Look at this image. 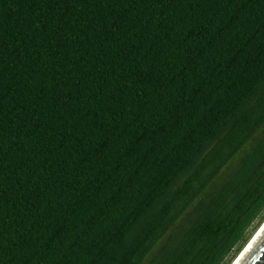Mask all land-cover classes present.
<instances>
[{
  "label": "trees",
  "instance_id": "trees-1",
  "mask_svg": "<svg viewBox=\"0 0 264 264\" xmlns=\"http://www.w3.org/2000/svg\"><path fill=\"white\" fill-rule=\"evenodd\" d=\"M263 222L264 0H0V264H232Z\"/></svg>",
  "mask_w": 264,
  "mask_h": 264
},
{
  "label": "water",
  "instance_id": "water-1",
  "mask_svg": "<svg viewBox=\"0 0 264 264\" xmlns=\"http://www.w3.org/2000/svg\"><path fill=\"white\" fill-rule=\"evenodd\" d=\"M264 223V222H263ZM264 225V224H263ZM261 225V226H263ZM260 226V227H261ZM259 227V228H260ZM256 234V233H255ZM251 238V240H254L257 235H255ZM250 242V243H249ZM248 244L245 246V249H243L241 252L243 253L251 244V241H249ZM240 253V255L242 254ZM239 255V256H240ZM239 256L237 258H239ZM237 258L235 259L237 261ZM232 264H234L236 261ZM240 264H264V234L261 236V238L256 242V244L251 248V251L249 252L248 256L245 258L244 261H242Z\"/></svg>",
  "mask_w": 264,
  "mask_h": 264
},
{
  "label": "bare ground",
  "instance_id": "bare-ground-1",
  "mask_svg": "<svg viewBox=\"0 0 264 264\" xmlns=\"http://www.w3.org/2000/svg\"><path fill=\"white\" fill-rule=\"evenodd\" d=\"M264 224V223H263ZM262 224V225H263ZM264 234V225L263 226H261L258 230H257V232H256V234L255 235H257L256 237H254L255 239L254 240H250L251 241V244L249 245V247L242 253V252H240V253H242L241 255H240V253H239V258H237V261L234 263V264H240L242 261H244L245 260V258L248 256V254H249V252L251 251V248L256 244V242L261 238V236ZM250 243V242H249ZM245 249V248H244ZM237 256V257H238Z\"/></svg>",
  "mask_w": 264,
  "mask_h": 264
},
{
  "label": "rangeland",
  "instance_id": "rangeland-1",
  "mask_svg": "<svg viewBox=\"0 0 264 264\" xmlns=\"http://www.w3.org/2000/svg\"><path fill=\"white\" fill-rule=\"evenodd\" d=\"M233 166V164L231 165V167ZM230 172V169H224V171L220 174L219 178H218V182H221L226 176L227 174ZM237 258V257H236ZM235 258V259H236Z\"/></svg>",
  "mask_w": 264,
  "mask_h": 264
}]
</instances>
